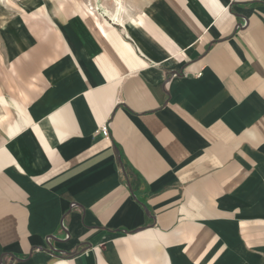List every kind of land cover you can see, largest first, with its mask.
<instances>
[{"label": "crops", "instance_id": "obj_1", "mask_svg": "<svg viewBox=\"0 0 264 264\" xmlns=\"http://www.w3.org/2000/svg\"><path fill=\"white\" fill-rule=\"evenodd\" d=\"M126 2L5 32L0 264H264V0Z\"/></svg>", "mask_w": 264, "mask_h": 264}, {"label": "rangeland", "instance_id": "obj_2", "mask_svg": "<svg viewBox=\"0 0 264 264\" xmlns=\"http://www.w3.org/2000/svg\"><path fill=\"white\" fill-rule=\"evenodd\" d=\"M78 1L87 3L90 8H92V10L100 17H102L103 14L111 17V11L114 8L112 0ZM126 1L127 0H124L125 4L127 5ZM34 5L44 6L49 12L50 16L53 14V17H55L56 15L58 19L72 16L73 14L71 12H78L85 16L84 11L78 6L76 2H74V0H0V89L3 91H7L9 89L5 72L7 61V54L4 47L5 32L22 9ZM131 6L127 5V8L130 9Z\"/></svg>", "mask_w": 264, "mask_h": 264}, {"label": "bare ground", "instance_id": "obj_3", "mask_svg": "<svg viewBox=\"0 0 264 264\" xmlns=\"http://www.w3.org/2000/svg\"><path fill=\"white\" fill-rule=\"evenodd\" d=\"M112 1H113L114 8L112 9L110 16L116 17L124 9V5H123L122 0H112ZM74 2L78 4V6L84 11L86 15H88L90 18H92V20L96 24H98V18H97L96 13L92 10V8H90V6L87 3L80 2L78 0H74Z\"/></svg>", "mask_w": 264, "mask_h": 264}, {"label": "built area", "instance_id": "obj_4", "mask_svg": "<svg viewBox=\"0 0 264 264\" xmlns=\"http://www.w3.org/2000/svg\"><path fill=\"white\" fill-rule=\"evenodd\" d=\"M96 133L102 137H109V132L106 123H103L97 127Z\"/></svg>", "mask_w": 264, "mask_h": 264}]
</instances>
